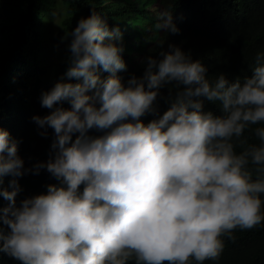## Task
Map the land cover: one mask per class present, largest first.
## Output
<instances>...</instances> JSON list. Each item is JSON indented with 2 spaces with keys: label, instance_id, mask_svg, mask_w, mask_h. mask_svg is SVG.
Listing matches in <instances>:
<instances>
[{
  "label": "clouds",
  "instance_id": "obj_1",
  "mask_svg": "<svg viewBox=\"0 0 264 264\" xmlns=\"http://www.w3.org/2000/svg\"><path fill=\"white\" fill-rule=\"evenodd\" d=\"M154 29L180 31L169 10ZM122 40L95 8L61 38L67 70L41 93L48 114L32 117L42 137L52 129L46 161L26 167L0 126V258L204 264L236 230L264 223V51L250 75L209 79L208 66L169 44L125 82ZM42 170L56 182L18 202L19 179Z\"/></svg>",
  "mask_w": 264,
  "mask_h": 264
},
{
  "label": "trees",
  "instance_id": "obj_2",
  "mask_svg": "<svg viewBox=\"0 0 264 264\" xmlns=\"http://www.w3.org/2000/svg\"><path fill=\"white\" fill-rule=\"evenodd\" d=\"M50 4L51 0H0V126L19 141V155L26 167L49 158L52 129H48L47 138L42 137L39 133L43 130L32 117L48 114L49 110L41 107V93L68 67L67 42L62 43L61 38L81 17H87L91 8L110 26L118 24L120 28L127 71L119 75L125 82L132 75L142 76L140 61L145 56H157L169 44L190 52L194 60L200 59L208 66L209 79L220 73L229 80L250 75L254 56L264 51V0H67L56 25L43 15L44 6ZM164 10L172 11L178 34L155 31L154 24ZM144 37L149 39L147 44ZM167 90H162L164 95ZM157 103L162 113L167 105L163 100ZM206 109L220 113L218 105L206 104ZM251 142L257 141L253 138ZM10 179L5 178V187ZM55 182L44 170L39 175L27 174L19 179L23 191L17 201L46 191L45 185ZM234 235V241L225 239L219 261L204 264H264V223L252 230H236ZM0 264L19 262L4 254Z\"/></svg>",
  "mask_w": 264,
  "mask_h": 264
},
{
  "label": "rangeland",
  "instance_id": "obj_3",
  "mask_svg": "<svg viewBox=\"0 0 264 264\" xmlns=\"http://www.w3.org/2000/svg\"><path fill=\"white\" fill-rule=\"evenodd\" d=\"M67 0H51L50 5H45L43 9V15L45 19H49V23L56 25L62 18ZM148 33L152 32V29H147ZM59 80V79H58Z\"/></svg>",
  "mask_w": 264,
  "mask_h": 264
}]
</instances>
